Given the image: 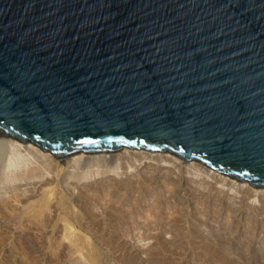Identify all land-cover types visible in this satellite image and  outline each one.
Wrapping results in <instances>:
<instances>
[{
	"label": "water",
	"instance_id": "water-1",
	"mask_svg": "<svg viewBox=\"0 0 264 264\" xmlns=\"http://www.w3.org/2000/svg\"><path fill=\"white\" fill-rule=\"evenodd\" d=\"M0 137L264 190V0H0Z\"/></svg>",
	"mask_w": 264,
	"mask_h": 264
},
{
	"label": "rangeland",
	"instance_id": "rangeland-1",
	"mask_svg": "<svg viewBox=\"0 0 264 264\" xmlns=\"http://www.w3.org/2000/svg\"><path fill=\"white\" fill-rule=\"evenodd\" d=\"M28 150L0 156V264H264L248 184L164 153L35 152L40 167Z\"/></svg>",
	"mask_w": 264,
	"mask_h": 264
},
{
	"label": "bare ground",
	"instance_id": "bare-ground-1",
	"mask_svg": "<svg viewBox=\"0 0 264 264\" xmlns=\"http://www.w3.org/2000/svg\"><path fill=\"white\" fill-rule=\"evenodd\" d=\"M22 147H27V149H29L28 150V153L29 154H27V156H28V159H32V163L34 164L35 162L36 163H39L40 162V167H41V162H43L42 161V159H40V158H45L46 159V157H50L51 155L49 154V153H42L40 150H38V148L37 147H35L34 145H32V144H30V143H27V145L26 144H23L22 145V143H20V142H18V141H16V140H13V139H10V138H6V137H0V156L2 155V154H9L10 155V158H9V164L10 165H12V163L14 162V159H13V157L14 158H20V155L17 153V150L18 149H20V148H22ZM35 152H38L39 154H42V156L41 157H39L38 155H36L35 154ZM31 154H35V155H32V156H34L35 158H31V157H29V155L31 156ZM44 154V155H43ZM26 156V157H27ZM169 156H171V155H168V154H165L164 155V157H165V161H169V159H172L173 158V156L170 158ZM83 157V154H78V155H75V156H73V157H71L72 159H73V161L74 162H79L80 160H81V158ZM33 159H34V161L35 162H33ZM36 159V160H35ZM173 160V159H172ZM45 161V160H44ZM35 163V165H37ZM162 163V162H161ZM77 165V164H76ZM39 167V168H40ZM25 172V171H24ZM223 177V176H222ZM225 179H227V178H225ZM243 186H247V184H242ZM254 191H256V193H264V190H254Z\"/></svg>",
	"mask_w": 264,
	"mask_h": 264
}]
</instances>
